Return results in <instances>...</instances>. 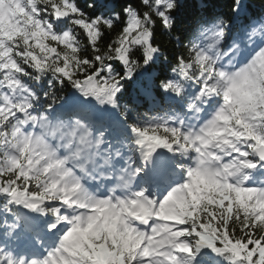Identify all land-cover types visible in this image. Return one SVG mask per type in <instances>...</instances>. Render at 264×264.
Returning <instances> with one entry per match:
<instances>
[{"label": "snow or ice", "instance_id": "1", "mask_svg": "<svg viewBox=\"0 0 264 264\" xmlns=\"http://www.w3.org/2000/svg\"><path fill=\"white\" fill-rule=\"evenodd\" d=\"M226 7L0 0V264H264V15Z\"/></svg>", "mask_w": 264, "mask_h": 264}, {"label": "trees", "instance_id": "2", "mask_svg": "<svg viewBox=\"0 0 264 264\" xmlns=\"http://www.w3.org/2000/svg\"><path fill=\"white\" fill-rule=\"evenodd\" d=\"M185 5V8L182 11V18L185 21V27L194 26L197 21L202 17H208L211 15L219 14L223 15L229 10L226 5L230 0H182ZM243 3L250 5L249 12L252 14L253 19H258L261 15H264V0H242ZM206 5H213L212 8L205 7ZM179 34V33H177ZM187 40L184 41V44L187 45ZM167 48L169 51L172 50L173 45L168 44ZM174 67L171 59L164 61L163 64L158 68V74L160 75H171V69ZM71 90H67L62 93V95L67 96ZM153 113H148L151 115ZM163 114V113H160ZM3 207V201L0 200V209ZM3 219L4 216L0 213V236H3ZM11 220H9V223Z\"/></svg>", "mask_w": 264, "mask_h": 264}]
</instances>
